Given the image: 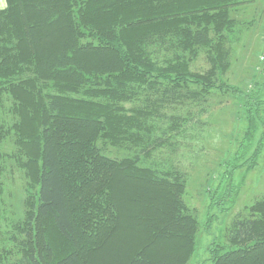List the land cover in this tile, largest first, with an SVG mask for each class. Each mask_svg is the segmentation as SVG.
I'll return each mask as SVG.
<instances>
[{
	"label": "trees",
	"instance_id": "16d2710c",
	"mask_svg": "<svg viewBox=\"0 0 264 264\" xmlns=\"http://www.w3.org/2000/svg\"><path fill=\"white\" fill-rule=\"evenodd\" d=\"M244 1L5 0L0 264L188 263L200 229L184 199L188 175L151 158L176 146L192 121L169 116L171 106L233 92L244 100L247 129L212 207L223 210L237 195V171L258 166L264 96L223 81L239 36L233 14ZM202 56L209 68L195 72ZM11 134L31 182L27 211L5 230L2 143ZM111 148L130 154L114 157ZM251 210L233 220L228 244L211 247L213 264H264V197ZM129 228L141 238H130Z\"/></svg>",
	"mask_w": 264,
	"mask_h": 264
},
{
	"label": "rangeland",
	"instance_id": "374dc122",
	"mask_svg": "<svg viewBox=\"0 0 264 264\" xmlns=\"http://www.w3.org/2000/svg\"><path fill=\"white\" fill-rule=\"evenodd\" d=\"M0 6H6L5 0H0ZM236 10L233 15L239 21V36L231 44V66L223 81L247 94L253 91L264 96V0H245ZM208 68L204 56L192 67L195 72H204ZM244 104L242 96L233 92H214L208 103L181 102L167 111L169 116L185 120L191 117L192 120L177 140L174 139L176 146H166L151 158L164 164L174 163L188 175L184 199L199 220L200 229L196 252L187 264H213L211 247L228 244V231L233 220L239 214L252 213V206L264 197L263 145L258 166L250 172H246L245 168L236 172L233 185L237 195L224 204L223 210L212 207L211 195L216 191L224 169L234 159L247 129ZM204 108L205 111L200 113ZM6 113L7 110L3 114L4 120L10 124L12 119ZM170 124L166 121L164 125ZM262 130L258 131L255 142L259 141ZM14 142V135L11 134L2 143L4 153L8 154L7 171L2 178L6 202L2 216L5 218V230H8L9 224L20 221L27 211L26 188L31 182L28 171L14 157ZM110 150L114 157L130 154L127 150ZM127 233L130 238H141L139 229L134 231L129 228ZM53 238L57 246L63 244L57 234L53 233Z\"/></svg>",
	"mask_w": 264,
	"mask_h": 264
}]
</instances>
